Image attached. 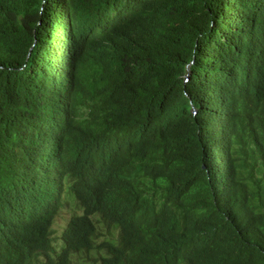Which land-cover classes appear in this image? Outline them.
Returning <instances> with one entry per match:
<instances>
[{"label": "trees", "instance_id": "obj_1", "mask_svg": "<svg viewBox=\"0 0 264 264\" xmlns=\"http://www.w3.org/2000/svg\"><path fill=\"white\" fill-rule=\"evenodd\" d=\"M90 253L264 264V0H0V264Z\"/></svg>", "mask_w": 264, "mask_h": 264}, {"label": "rangeland", "instance_id": "obj_2", "mask_svg": "<svg viewBox=\"0 0 264 264\" xmlns=\"http://www.w3.org/2000/svg\"><path fill=\"white\" fill-rule=\"evenodd\" d=\"M187 74V73H186ZM69 212L63 211L59 219L57 220L56 224L54 225V236L55 237H60L62 234V227H65V224L69 218ZM74 264H82L80 262H74Z\"/></svg>", "mask_w": 264, "mask_h": 264}, {"label": "clouds", "instance_id": "obj_3", "mask_svg": "<svg viewBox=\"0 0 264 264\" xmlns=\"http://www.w3.org/2000/svg\"><path fill=\"white\" fill-rule=\"evenodd\" d=\"M192 112L195 113V110L192 109ZM63 211H67V212L70 213V210H63ZM63 211H62V212H63ZM62 212L59 214L58 217H56V219H55V221H54V224H53V226H52V230H53V232L55 231V230H54V225L56 224L57 220H58L59 217L61 216ZM69 219H70V214H69V218H68L67 221H69ZM66 223H67V222H66ZM65 226H66V224H65ZM63 230H64V227H62V234H63ZM54 234H55V232H54ZM62 234H61V236H62ZM61 236H60V237H57V239L60 240V239H61ZM94 258H97V255L94 254V253H90L89 255H86V256L83 255V258H82V259L74 258V260H86V261H88L90 264H92Z\"/></svg>", "mask_w": 264, "mask_h": 264}, {"label": "water", "instance_id": "obj_4", "mask_svg": "<svg viewBox=\"0 0 264 264\" xmlns=\"http://www.w3.org/2000/svg\"><path fill=\"white\" fill-rule=\"evenodd\" d=\"M40 24V23H39ZM29 52H30V50H29Z\"/></svg>", "mask_w": 264, "mask_h": 264}]
</instances>
